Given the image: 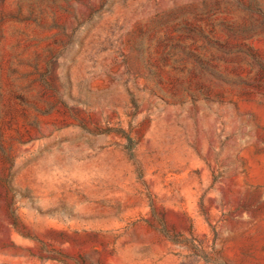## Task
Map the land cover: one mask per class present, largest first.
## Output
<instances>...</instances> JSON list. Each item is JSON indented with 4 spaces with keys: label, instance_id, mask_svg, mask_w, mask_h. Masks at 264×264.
<instances>
[{
    "label": "rangeland",
    "instance_id": "374dc122",
    "mask_svg": "<svg viewBox=\"0 0 264 264\" xmlns=\"http://www.w3.org/2000/svg\"><path fill=\"white\" fill-rule=\"evenodd\" d=\"M0 264H264V0H0Z\"/></svg>",
    "mask_w": 264,
    "mask_h": 264
},
{
    "label": "trees",
    "instance_id": "16d2710c",
    "mask_svg": "<svg viewBox=\"0 0 264 264\" xmlns=\"http://www.w3.org/2000/svg\"><path fill=\"white\" fill-rule=\"evenodd\" d=\"M6 183H7V178L4 177L3 174H1L0 172V186L4 188L6 186Z\"/></svg>",
    "mask_w": 264,
    "mask_h": 264
}]
</instances>
